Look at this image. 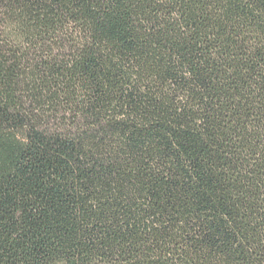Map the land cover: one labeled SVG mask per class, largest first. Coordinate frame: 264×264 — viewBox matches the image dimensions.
Returning <instances> with one entry per match:
<instances>
[{"label":"trees","instance_id":"trees-1","mask_svg":"<svg viewBox=\"0 0 264 264\" xmlns=\"http://www.w3.org/2000/svg\"><path fill=\"white\" fill-rule=\"evenodd\" d=\"M0 264H264V0H0Z\"/></svg>","mask_w":264,"mask_h":264}]
</instances>
